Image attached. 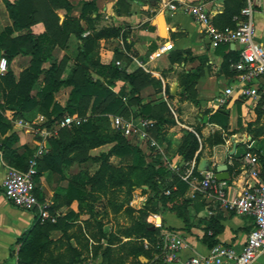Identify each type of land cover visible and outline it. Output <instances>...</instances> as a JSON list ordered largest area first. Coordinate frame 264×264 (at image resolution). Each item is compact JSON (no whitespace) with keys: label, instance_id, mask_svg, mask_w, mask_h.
Here are the masks:
<instances>
[{"label":"trees","instance_id":"1","mask_svg":"<svg viewBox=\"0 0 264 264\" xmlns=\"http://www.w3.org/2000/svg\"><path fill=\"white\" fill-rule=\"evenodd\" d=\"M12 24L7 25L0 33V57L7 58L9 67L4 74H0V146L4 151V158L11 166L19 169H26L29 165V158L34 153V148L26 145L23 151L16 147L19 135L13 131L11 120L5 115V109L14 110V117L28 116L29 120L38 113L47 116L46 125L52 127L64 114L78 113L85 115L90 112L87 121L82 124L59 130L56 137L49 139L50 150L40 156L35 180L37 181L43 170L50 169L62 172L64 166H68L73 160L85 161L93 159L98 162V168L93 174L80 171L73 175L67 187H60V194L65 197L68 204L78 200V211L69 210L64 216L58 217L57 222H40L25 232L19 238L18 264H77V259L66 261H54L45 258L48 246V234L51 229L66 231L70 226V220L79 215L84 208L93 210L91 201L97 200L100 196L110 195L117 187L127 186V192L131 195L133 188L142 187L143 190H150L151 194L141 209L142 217L124 230L128 236H135L123 245L128 255L136 258V263H141L139 255H149V249L144 247V238L150 242L156 241L157 228L147 222V215L150 213L148 205L154 201L155 208L162 206L174 211L178 216L185 218V200H181L178 191L181 193L188 187V179L177 174L173 175L168 161L162 153H146L134 139L137 137H125L121 131L110 126V115H120L127 119L135 117L157 118V127L152 134L159 140L161 135L160 123L174 121V118H167L163 114L154 111L149 101H144L141 90L148 84L149 74L138 68L129 72L125 66H119L114 61L102 63L99 59H92L90 52L95 42L102 37H117L120 35V27H102L96 29L93 26L95 21L92 13L98 6L95 0H82L80 17L70 14L73 9L71 0H4ZM243 2L241 0H226L224 17L226 20L220 27H235L234 16L240 13ZM64 10L65 18L60 22L57 9ZM85 20L94 31L83 36L85 28L81 23ZM42 22L45 30L36 34L32 26ZM74 34L82 40L80 54L85 61L79 62L67 75H63L61 61L54 56V49L57 46L66 48V40ZM220 45H226L225 43ZM119 51L116 49V55ZM19 54L29 55L30 64L19 74H16L10 65L12 60ZM232 57L227 56L224 62V69L229 70L230 65L238 59V54L230 51ZM231 58V59H230ZM183 57V52L172 55L175 62ZM48 63V65H46ZM200 67L189 73H183L181 77L184 99L191 98L192 90L198 79ZM90 71L98 76L94 77ZM124 84L118 91L114 89L117 82ZM157 83V82H156ZM70 88L65 104H61L56 94L62 88ZM262 115V110L260 116ZM229 111L219 109L210 116V120L218 122L224 129L228 127ZM250 126L253 123L249 124ZM251 132L260 136L264 134V127L251 128ZM200 130L188 131L183 137L179 146V154L185 161L193 160L201 146L199 138ZM222 138L209 139L211 143H218ZM111 144V147L102 151L99 155H91L90 150ZM85 155L80 156L82 152ZM71 152H77L74 156ZM263 157V154L258 151ZM113 156L123 161L122 165H115L111 162ZM231 156V158H233ZM237 165V163L235 162ZM229 170L232 165L229 164ZM195 175L202 178L198 171ZM172 178V179H171ZM171 179V180H170ZM177 179V180H176ZM170 189V193H165ZM37 188H35V191ZM37 196L40 197L36 191ZM121 205L116 209L119 210ZM133 210V208H129ZM144 216V217H143ZM166 232L167 228H163ZM221 227L209 236L205 235V243L212 247L218 244L215 238ZM116 235L106 232L99 223L98 239L107 238L108 245L102 255L108 258L112 252L110 243H114ZM107 264H112L107 259Z\"/></svg>","mask_w":264,"mask_h":264},{"label":"crops","instance_id":"2","mask_svg":"<svg viewBox=\"0 0 264 264\" xmlns=\"http://www.w3.org/2000/svg\"><path fill=\"white\" fill-rule=\"evenodd\" d=\"M95 1L98 8L92 13L95 19L94 22H99L103 18V21L107 23L104 27L113 26L120 27L121 29L120 35L115 38H99L101 40L110 38L117 41V47L114 50H109L107 54H102L100 60L102 63L114 61L115 56H117V49L119 51L118 54L132 58L131 63L125 66L129 72H132L140 67H146V65L149 64V61H147L149 53L162 46L165 41L171 40L174 43V49L165 53L162 57H159V60L158 58L155 59L153 64L161 61L160 65H165L166 60H169L172 65V55L183 52V57H185V59H180V64L185 66V68L190 63L195 65L194 67L186 68L185 73L197 70L200 67V70H198L199 76L195 82L192 93L197 90L196 103H201V105H199L200 107L197 106V111L194 110L195 108H192L193 112H191L193 113L192 123L196 122L195 124H198V126L193 127L184 122H179L178 120L176 123L173 121H164L160 123L159 126L160 139L170 135H173L174 138L185 136V131L182 132L183 128L189 131L200 130L198 136L201 141V146L196 153V155H200L199 159L195 156L193 160L185 161L179 152H177L168 160L173 175L177 174L188 179V187L184 192L181 193V191H178L180 199L185 200L183 209L185 218L183 219L168 208L159 207L163 216L164 229L167 228L168 230L166 232H175L182 235L186 240V246L179 250L178 260H167L164 251V230L157 229L155 242H150L146 238L143 240L144 247L149 249L150 256L148 257L141 254L138 258L142 264H180V259H184L193 254L208 252L210 246L204 241L205 235L209 236L213 234L219 227H221V230L215 236L218 240V244L231 245L239 249L242 248L247 240L249 232L254 226L253 217L230 211L221 206L213 195L203 193L199 190L198 186V179L200 177L194 174L196 170L202 176V171L199 170V164L203 158H208L210 161V171L214 173H216V167L219 164L227 163L228 166L229 164L232 165L231 171L228 167L230 178H232L242 171V156L245 151H260L264 156V134L256 136L251 132V128L264 127L263 111L260 116L261 109L256 100L243 98L235 91L227 105L214 108V100L219 92L234 84L235 73L232 69L233 63L230 65L229 70L224 69L223 66L226 57L233 56V54H230V51H234L236 53L234 55L238 54L239 44L229 43L227 46L214 44L203 28L186 10L187 4L203 2L206 4L207 9L213 14L214 23L220 27L226 20L223 16L226 0H174L177 4V8L173 10L160 5L159 2L154 0ZM256 8L254 14L256 22L255 38L264 45V0H258V6ZM80 12L81 10H79L78 14L75 16L80 17ZM61 16L65 18V13H61ZM62 21L63 19L60 20V22ZM160 21H162V30L165 32V35L161 32ZM81 23L85 28L83 36L94 31L91 27L85 25V20L81 19ZM10 24H12V20L11 23L7 25ZM35 25H42L38 30L39 33L45 30V26L42 22L34 24L32 28ZM134 50H139L141 52L145 50L149 51L148 54L144 56L145 60H140L138 56L133 53ZM2 57L4 56L2 55L0 59ZM18 57H26L27 64L20 70L15 71L12 63L16 61ZM30 60L31 57L29 55L19 54L12 60L10 65L14 72L19 74L30 64ZM116 60L120 59L116 58ZM178 62L179 61H175L173 67H177ZM123 84V81L117 82L114 89L118 91ZM173 87L176 89L175 93L172 92ZM181 91L182 87L179 89L176 83H174L170 93L171 95H179L181 99H184L181 95ZM198 99H200L201 102ZM219 109H227L229 111L227 129H224L218 122L210 120V116ZM5 115L11 120L13 131H16L19 135L20 139L16 143V147H18L20 151H23L26 145H30L32 148L34 147L35 152L38 138L30 140L27 134L31 132L25 129L24 133H20L23 128L15 123L20 117H14V110L6 108ZM186 117H188V115ZM251 123H253L252 126L249 125ZM215 133L218 134L216 135ZM216 138L222 139L218 143H211L209 140H214ZM258 139L261 140L259 141ZM134 140L137 143L140 142L141 145L147 143L141 139ZM234 140L237 142V147L236 150L230 154L233 150ZM30 143H33L34 146ZM103 146H108L109 149L111 144ZM96 149L98 148H95V150ZM155 149L161 150V152L164 151L160 142L159 148ZM49 150L50 145L46 152ZM233 155L234 157L231 158ZM114 157L116 156H113L111 161ZM117 158L120 160L119 157ZM8 166L11 165L5 160L4 151L0 146V264H18V251L20 246L18 240L25 232H28V230L34 226L38 218L34 211L20 208L8 201L4 196L3 179ZM66 167L67 166L63 167L62 172L57 170L52 171L47 168L43 170L39 179L36 181V191L38 195L42 197V200H48L52 203V208L58 214V217L64 216L69 210L78 211L79 209L78 200H73L68 204L65 197L62 196L59 192L60 190H58L60 187H67L73 176L72 174H74L68 170V168L66 169ZM241 182L242 179L240 178L237 184ZM142 191L141 194H136L135 198L131 201V205L136 210H141L145 206L149 196L152 195L150 190ZM234 192L235 191H233V193ZM125 229L126 228H120V230L113 232L116 237L114 243H110L112 252L106 259L103 257L102 253L109 243L107 238H102L103 247L97 257L99 264H107V259H109L112 264H141L136 263L134 255H128L123 248L126 242L136 240L134 235H126L124 233ZM252 264H264V253L259 254Z\"/></svg>","mask_w":264,"mask_h":264},{"label":"built area","instance_id":"3","mask_svg":"<svg viewBox=\"0 0 264 264\" xmlns=\"http://www.w3.org/2000/svg\"><path fill=\"white\" fill-rule=\"evenodd\" d=\"M154 1L172 10L177 8L174 0ZM242 2L240 13L234 16L235 27H218L213 21V14L203 2L187 4L186 10L214 44H239L238 59L232 65L235 73L234 84L219 92L214 100V108L227 105L236 91L243 98L256 100L264 115V45L255 38L254 14L258 0H242ZM173 49V41L167 40L162 46L149 53L147 61L162 57ZM115 63L120 65L121 61L116 60ZM7 68V58L2 57L0 74H4ZM88 118L87 115L67 113L52 127L46 125L48 118L42 113L30 120L22 117L16 120L15 123L19 127L37 133L39 137L37 149L29 159L26 169L14 166L7 168L3 179V193L8 201L20 208L34 211L40 222H57L58 214L53 210L52 203L48 200H40L35 191L38 161L48 150L49 139L56 137L59 130L78 126ZM109 118L112 128L121 131L125 137H137L152 147L159 148V142L152 134V130L157 127L156 119L147 117L127 119L120 115H110ZM242 160V171L234 177L220 180L213 171L209 170L202 172L198 186L203 193L213 195L224 208L253 217L254 226L245 244L240 249L231 245L216 244L206 253H197L180 259V264H252L259 254L264 253V156L247 150L243 153ZM240 178L242 182L237 184ZM165 193H170V189ZM146 220L154 228L163 230L164 221L161 212H150ZM163 240L166 259L178 260L179 250L186 246L185 238L175 232L163 231ZM85 264L99 263L96 259H89Z\"/></svg>","mask_w":264,"mask_h":264},{"label":"rangeland","instance_id":"4","mask_svg":"<svg viewBox=\"0 0 264 264\" xmlns=\"http://www.w3.org/2000/svg\"><path fill=\"white\" fill-rule=\"evenodd\" d=\"M73 3V9L70 14L75 16L78 14L81 7V0H71ZM58 15L61 19L64 17L61 16V13H64V10L61 8L57 9ZM11 23L8 10L4 5L3 0H0V33L4 30L7 24ZM103 18L99 22H94L93 26L100 29L105 26ZM86 26L89 24L85 23ZM42 25H35L33 27L36 34H38L39 28ZM82 40L78 39L74 34H71L66 40V48L57 46L54 49V56L57 60L61 61L63 67V75H67L79 62H83L84 58L80 54V47ZM117 47V41L114 39L101 40L98 39L93 45V49L90 52V57L92 59L101 60L102 54H107V51L114 50ZM151 49V47H150ZM149 51V50H148ZM148 51L145 50L141 52L139 50H134V54L138 56L140 60H145L144 56L148 54ZM168 56V55H167ZM120 59L121 64L119 66H126L131 63L130 57L118 54L117 57ZM159 60V58H158ZM85 61V60H84ZM178 66L173 67L169 60H166L165 65H160V62L154 63V60H150L149 64L146 67H141L145 72L149 74V83L144 85L141 90V94L144 101H149L153 107L154 111L158 114H163L167 118H174V123L184 122L193 127H197L198 124L192 123L193 109L196 110L197 106V90L192 93L191 98L181 99L179 95H171L170 90L174 83L180 89L182 86L181 77L185 72L186 68L194 67L195 65L189 64L185 66L181 65V60H177ZM88 64V61H85ZM27 64L26 57H18L16 61L12 63L14 70L18 71ZM48 65V63H46ZM94 77L98 75L94 71H90ZM157 82V83H156ZM181 86V87H180ZM70 88H62L57 94L56 98L61 104H65ZM200 102L201 100L198 99ZM200 107V106H199ZM200 109V108H199ZM197 111V110H196ZM90 112L88 111L87 116ZM188 115V117H186ZM25 119H29L28 116H23ZM135 118V117H130ZM157 120V118H155ZM111 126V123H110ZM178 131V130H177ZM185 131V134L189 131L185 128L182 129V132ZM20 133H24V128ZM26 134V133H25ZM216 135L218 133H215ZM30 140L38 138L37 133H28ZM183 136L174 138L173 135H170L166 138L159 139L161 146H163V152L161 150H156L149 143H144L141 145L140 142L137 143L145 152L155 154L156 152L162 153L165 160H170L177 152H179V146L182 143ZM259 141L261 139H258ZM32 146L33 143H30ZM34 148V147H33ZM108 150V146H101L98 149H92L89 151L91 155H99L102 151ZM77 152H71V155L74 156ZM86 152H82L80 156L85 155ZM115 165H122L123 161L119 160L117 157H114L111 161ZM243 165V163H241ZM70 170L72 175L77 174L80 171H85L89 174H93L98 168V162L93 159H88L85 161L73 160L67 167ZM177 180V179H176ZM201 179H198V183ZM113 193L110 195L100 196L97 200L91 201L93 205V210L90 211L89 208H84L78 216L73 217L69 222L71 226L64 231L61 229H51L49 231L47 240L48 246L45 253V258H50L54 261H66L73 258H76L77 264H85L89 259H96L99 255V252L102 250L103 242L102 238L98 239L99 235V223L102 224V229L106 232H114L120 230V228H128L134 220L142 217V212L139 209H134L131 205V201L135 198L136 194H141L143 191L142 187H135L131 195L127 192V186L117 187L114 189ZM168 190V189H167ZM153 194V193H152ZM121 205V208L117 210L116 208ZM154 201L150 202L148 209L152 210L150 212H160L159 206L156 210ZM129 208H133L130 210ZM149 215V214H148ZM147 215V216H148ZM144 217V216H143ZM116 226V227H115ZM43 264V263H42Z\"/></svg>","mask_w":264,"mask_h":264},{"label":"water","instance_id":"5","mask_svg":"<svg viewBox=\"0 0 264 264\" xmlns=\"http://www.w3.org/2000/svg\"><path fill=\"white\" fill-rule=\"evenodd\" d=\"M160 24H161V32H162L163 35H165V32H163V30H162V21H160ZM172 92L173 93L176 92L175 87H173ZM236 147H237V142H236V140H234L233 150L230 152V154H232L236 150ZM199 170L202 171V172L210 170V161H209L208 158H203L200 161ZM215 176L218 179H220V180L229 179L230 178V173H229V170H228V164L227 163H222V164L217 165ZM152 229H154V227H152Z\"/></svg>","mask_w":264,"mask_h":264}]
</instances>
